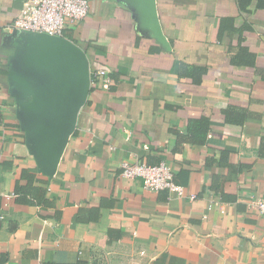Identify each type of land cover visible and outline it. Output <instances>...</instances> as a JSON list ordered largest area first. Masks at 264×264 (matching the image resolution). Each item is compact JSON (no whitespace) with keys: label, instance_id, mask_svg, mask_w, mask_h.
I'll use <instances>...</instances> for the list:
<instances>
[{"label":"crops","instance_id":"crops-1","mask_svg":"<svg viewBox=\"0 0 264 264\" xmlns=\"http://www.w3.org/2000/svg\"><path fill=\"white\" fill-rule=\"evenodd\" d=\"M25 1L0 0V264H264V217L248 208L264 198L258 0H155L165 42L132 0H88L63 38L110 83L90 84L53 175L8 82ZM125 161L167 163L184 195L122 178Z\"/></svg>","mask_w":264,"mask_h":264},{"label":"water","instance_id":"water-1","mask_svg":"<svg viewBox=\"0 0 264 264\" xmlns=\"http://www.w3.org/2000/svg\"><path fill=\"white\" fill-rule=\"evenodd\" d=\"M144 28L165 42L155 0H132ZM10 58L8 82L18 108L16 117L53 175L90 91L85 52L66 38L26 36Z\"/></svg>","mask_w":264,"mask_h":264},{"label":"built area","instance_id":"built-area-1","mask_svg":"<svg viewBox=\"0 0 264 264\" xmlns=\"http://www.w3.org/2000/svg\"><path fill=\"white\" fill-rule=\"evenodd\" d=\"M89 13L88 0H26L12 28L23 33L63 38L67 25L81 23ZM98 81L103 88L108 87L110 79L106 70L100 69L90 74V84ZM119 169L124 179H140L143 189L148 192L168 191L180 197L184 195V189L175 183L173 172L165 162L146 165L125 161ZM194 198L190 197L191 200ZM248 208L264 217V198H254Z\"/></svg>","mask_w":264,"mask_h":264},{"label":"trees","instance_id":"trees-1","mask_svg":"<svg viewBox=\"0 0 264 264\" xmlns=\"http://www.w3.org/2000/svg\"><path fill=\"white\" fill-rule=\"evenodd\" d=\"M251 2H252V0H238V1H237L238 8H239L240 11H242V12H248V11H247V8H248V6L251 4ZM258 7H259V8L264 7V0H258ZM243 52H244V51H243ZM240 62H243V63H246V64H251V63H252V61H250V60L243 61V60H241V58H240ZM232 63H233V64H238L239 61H237V60H232ZM199 75L201 76L202 73L199 72ZM77 264H87V263H86V262H83V261H80V262H78Z\"/></svg>","mask_w":264,"mask_h":264},{"label":"rangeland","instance_id":"rangeland-1","mask_svg":"<svg viewBox=\"0 0 264 264\" xmlns=\"http://www.w3.org/2000/svg\"><path fill=\"white\" fill-rule=\"evenodd\" d=\"M22 34L24 35V39L26 38V36H35L34 34H30V33H26V32H24Z\"/></svg>","mask_w":264,"mask_h":264}]
</instances>
